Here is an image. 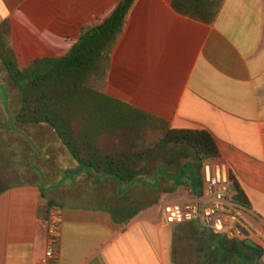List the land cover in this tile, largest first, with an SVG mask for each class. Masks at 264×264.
Returning <instances> with one entry per match:
<instances>
[{
    "label": "crops",
    "instance_id": "1",
    "mask_svg": "<svg viewBox=\"0 0 264 264\" xmlns=\"http://www.w3.org/2000/svg\"><path fill=\"white\" fill-rule=\"evenodd\" d=\"M32 1L0 0V10L18 3L29 7ZM50 1L87 17L112 13L122 0ZM173 1H135L122 64L171 83L166 89L146 81L161 91L138 92L143 106H150L143 108L174 128H202L215 136L221 158L249 201L247 239L262 247L255 261L264 264V0H223L211 23L178 13ZM41 169L43 175L35 172L38 180L0 193V264H42L48 243V223L39 215L46 203L42 188L62 209L55 264H175L173 225L164 222L158 205L170 193L153 190L155 181L121 184L82 174L73 185L64 173ZM58 191L81 203L58 201ZM188 192L181 187L171 193ZM127 193L138 202L135 208L115 201Z\"/></svg>",
    "mask_w": 264,
    "mask_h": 264
},
{
    "label": "trees",
    "instance_id": "2",
    "mask_svg": "<svg viewBox=\"0 0 264 264\" xmlns=\"http://www.w3.org/2000/svg\"><path fill=\"white\" fill-rule=\"evenodd\" d=\"M136 0H122L101 25L86 28L64 55L40 49L26 61L10 47L0 25V60L21 93L17 125H41L56 135L55 150H45V163L53 166L70 184L80 175L110 177L121 184L155 181L153 190L171 193L181 187L200 194L203 187L202 163L220 158L215 136L202 128H174L171 122L131 102L101 90L96 82L104 79L112 63L113 49L119 42L127 15ZM223 0H174L172 7L180 14L211 23ZM19 28L23 21L16 20ZM154 136V139L152 137ZM150 141L152 143H150ZM157 146L189 151L195 164L188 162L179 170H151L147 157ZM45 149V148H44ZM233 179V176L231 175ZM237 200L247 209L249 201L233 179ZM148 185V184H146ZM148 185V187H150ZM9 185L0 182V193ZM160 194V195H161ZM46 203L39 215L47 220L56 202ZM194 223V222H190ZM195 229L202 232L201 226ZM203 235L208 232L204 229ZM208 233L220 251L240 259L257 260L263 254L258 244L245 239H228Z\"/></svg>",
    "mask_w": 264,
    "mask_h": 264
},
{
    "label": "rangeland",
    "instance_id": "3",
    "mask_svg": "<svg viewBox=\"0 0 264 264\" xmlns=\"http://www.w3.org/2000/svg\"><path fill=\"white\" fill-rule=\"evenodd\" d=\"M28 6L25 7L18 3L15 8L10 10H0V25L5 21L7 22V25L4 26V35L15 54L23 61L28 60L34 52L40 49H45L58 56L64 55L79 39L83 30L101 25L112 11L94 12L90 16L83 17L81 15L76 16L72 9L62 7L57 2L50 0L47 2L33 0ZM133 9L132 6L119 42L113 49L110 69L104 79L98 80L96 84L101 90L113 96L141 108H149L150 106H143L138 92H142L144 96H149L152 92L159 93L161 91L160 87L158 90L150 88L155 81L158 82V85H161L160 83L165 85L166 89L171 83L167 80H160L159 74L142 72L135 68L130 70L122 64V52L127 41ZM19 19L24 22L21 28L16 23V20ZM149 59L147 63H151ZM152 59L157 61L156 58ZM146 81L153 83L149 84ZM20 101V90L12 82L0 60V182L3 186L38 180L39 177L35 172L43 175L41 167L45 170L44 172L46 170L54 171L53 166L45 164L44 159L45 150H55L56 135L52 129L41 125H17L15 115L19 110ZM150 143L152 142L150 141ZM28 158L30 159V166ZM188 162L195 164V160L189 151L173 146L153 147L147 157L149 168L154 170L162 167V172L166 169L169 171L179 170ZM50 174L53 173L50 172ZM54 175L49 176L51 180L56 178ZM67 175L69 174H63L65 177ZM67 179L70 178H66L67 183L70 184ZM52 187H57V185L49 188L45 186V189H52ZM68 193L71 195L70 191ZM68 193L63 191V195ZM129 194H121L115 201L135 208V204L138 202H135L134 197ZM61 195L62 193L59 191L56 193L58 201L81 203L80 200H71L69 199L71 197ZM55 206L61 208L58 204ZM195 224L197 223L172 226L175 264H259L255 260L240 259L227 253L222 254L218 247L213 244L211 238L208 237V233H211L208 232L203 235L202 232H205L203 227L201 226L202 232L200 233L195 229ZM251 227L254 229V224Z\"/></svg>",
    "mask_w": 264,
    "mask_h": 264
},
{
    "label": "built area",
    "instance_id": "4",
    "mask_svg": "<svg viewBox=\"0 0 264 264\" xmlns=\"http://www.w3.org/2000/svg\"><path fill=\"white\" fill-rule=\"evenodd\" d=\"M203 187L200 194H166L159 201L168 225L195 222L207 232L228 239L245 240L252 233L244 216L248 209L237 200L229 164L220 158L202 163ZM62 209L54 206L48 223V243L42 264H55L61 234Z\"/></svg>",
    "mask_w": 264,
    "mask_h": 264
}]
</instances>
